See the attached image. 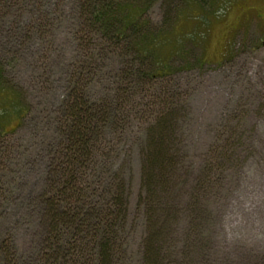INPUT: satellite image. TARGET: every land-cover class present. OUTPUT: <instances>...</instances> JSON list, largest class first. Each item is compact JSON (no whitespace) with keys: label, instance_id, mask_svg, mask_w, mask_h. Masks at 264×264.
<instances>
[{"label":"rangeland","instance_id":"obj_1","mask_svg":"<svg viewBox=\"0 0 264 264\" xmlns=\"http://www.w3.org/2000/svg\"><path fill=\"white\" fill-rule=\"evenodd\" d=\"M118 4L176 53L164 77L156 56L126 47L133 38L106 43L80 0H0V89L15 100L0 97V264L3 241L12 264H37L48 200L76 215L124 190L115 264H264V0ZM72 106L101 116L70 199L55 176L70 171ZM158 127L168 159L152 167Z\"/></svg>","mask_w":264,"mask_h":264},{"label":"trees","instance_id":"obj_2","mask_svg":"<svg viewBox=\"0 0 264 264\" xmlns=\"http://www.w3.org/2000/svg\"><path fill=\"white\" fill-rule=\"evenodd\" d=\"M84 1V2H83ZM82 4L80 6L83 14L87 15V21H94L99 31H102V35L106 43L113 44L118 47L122 46V42L128 41L133 38L130 46H126L131 52H133L140 59L152 58L156 56L158 58V70L157 74L165 76L167 73V67L160 61L173 56V49L165 51L164 37L159 35L149 36L144 33V27L140 24V20L143 17V13H137L126 9L124 12L120 9L119 0H80ZM123 8H126V6ZM135 33L134 36H130V32ZM164 52V56H160ZM160 54V55H159ZM203 63V62H202ZM206 65V63H203ZM149 73H145V77L149 79ZM151 76V75H150ZM0 87L1 83H0ZM10 91V90H8ZM5 90L0 89V97L4 98V102L15 103L13 96ZM75 107H71V111L74 115L72 120L73 126L69 128L67 134H65V153H61L60 160L66 159V164L70 166V171L65 174H57L55 184L59 186L64 182L63 186L57 189L55 194L67 195L69 198H78L73 188H76V177L78 166L80 164L89 161V157L92 156V151L95 146L94 137L99 133V129L95 127L96 122L94 120L101 116L100 111L94 116L92 114L93 109L88 110V117L83 118V110L74 111ZM3 124H0V136L6 134L3 129ZM2 129V130H1ZM164 127H158L156 129V139L164 133ZM154 139V145L150 149L148 155L151 157L152 167L155 164L165 162L168 159V150L162 141ZM98 141V139H97ZM160 142V143H159ZM69 149V150H68ZM67 178L64 180L63 178ZM63 180V181H62ZM125 190L122 193L118 192L115 199V206H109L106 209L103 207L95 208L89 207L88 202L82 200L84 203L80 212H75L76 215L71 212L70 209L60 206L51 199L45 203V235L42 243L41 251L36 259L37 264H60L63 258H68V264H115V255L117 247L118 223L126 221L128 209H126V203L124 201ZM89 207L90 210L85 209ZM125 206V207H124ZM124 207V208H123ZM125 211V214L123 215ZM83 213V214H82ZM64 228L83 229L80 239L73 237V244L71 239L67 240L62 232ZM85 233V234H83ZM92 233V235H90ZM88 239V240H87ZM85 241V249H82V242ZM89 243L87 242H90ZM5 243V250L7 251L5 259L7 264H12L14 261V247ZM73 257L78 258L76 262H71ZM62 264V263H61Z\"/></svg>","mask_w":264,"mask_h":264}]
</instances>
